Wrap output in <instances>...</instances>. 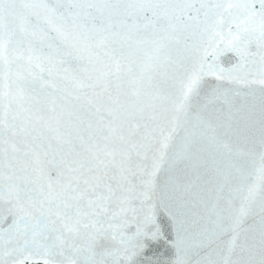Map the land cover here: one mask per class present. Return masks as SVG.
I'll list each match as a JSON object with an SVG mask.
<instances>
[{
  "label": "snow or ice",
  "instance_id": "obj_1",
  "mask_svg": "<svg viewBox=\"0 0 264 264\" xmlns=\"http://www.w3.org/2000/svg\"><path fill=\"white\" fill-rule=\"evenodd\" d=\"M0 264H264V0H0Z\"/></svg>",
  "mask_w": 264,
  "mask_h": 264
}]
</instances>
